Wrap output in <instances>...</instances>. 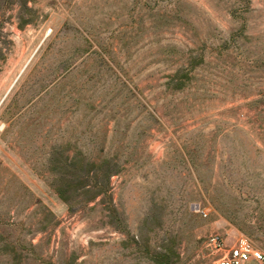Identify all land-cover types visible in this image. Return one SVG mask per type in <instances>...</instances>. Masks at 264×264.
I'll return each instance as SVG.
<instances>
[{
  "label": "rangeland",
  "instance_id": "rangeland-1",
  "mask_svg": "<svg viewBox=\"0 0 264 264\" xmlns=\"http://www.w3.org/2000/svg\"><path fill=\"white\" fill-rule=\"evenodd\" d=\"M23 1L0 0V264L264 253V0ZM77 154L119 171L67 205L50 168Z\"/></svg>",
  "mask_w": 264,
  "mask_h": 264
},
{
  "label": "trees",
  "instance_id": "trees-1",
  "mask_svg": "<svg viewBox=\"0 0 264 264\" xmlns=\"http://www.w3.org/2000/svg\"><path fill=\"white\" fill-rule=\"evenodd\" d=\"M18 4L25 7V1L23 0H18ZM2 58L3 55L0 50V60ZM80 156V154H77L75 158L69 159L68 162L64 159L57 161L54 158V163L50 168L56 176V183L53 186L54 191L67 205L70 204V197L73 194L85 196L84 199L82 197L83 200H78V202L93 199L100 193L104 195L108 189L109 176L119 171L118 166H110L105 159L95 164L83 160Z\"/></svg>",
  "mask_w": 264,
  "mask_h": 264
},
{
  "label": "built area",
  "instance_id": "built-area-1",
  "mask_svg": "<svg viewBox=\"0 0 264 264\" xmlns=\"http://www.w3.org/2000/svg\"><path fill=\"white\" fill-rule=\"evenodd\" d=\"M207 245L216 251L213 264H264V253L244 242L225 246L217 236H210Z\"/></svg>",
  "mask_w": 264,
  "mask_h": 264
}]
</instances>
